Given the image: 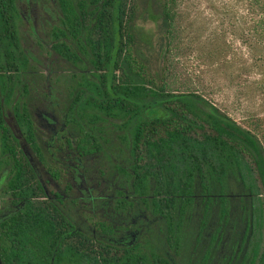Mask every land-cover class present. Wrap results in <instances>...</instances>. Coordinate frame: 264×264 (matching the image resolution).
<instances>
[{
	"label": "trees",
	"instance_id": "16d2710c",
	"mask_svg": "<svg viewBox=\"0 0 264 264\" xmlns=\"http://www.w3.org/2000/svg\"><path fill=\"white\" fill-rule=\"evenodd\" d=\"M54 7L49 46L64 80L61 119L68 148L74 142L77 150L73 166L100 153L105 172L124 184L111 199L124 217L78 223L37 179L15 129L44 162L19 79L29 68L20 15L16 0H0V166L16 205L0 218V264H264V147L202 83L177 71L191 47L182 49L176 0H54ZM136 18L157 21L154 50ZM247 46L261 54H249L247 70L260 69L264 0H247Z\"/></svg>",
	"mask_w": 264,
	"mask_h": 264
},
{
	"label": "rangeland",
	"instance_id": "374dc122",
	"mask_svg": "<svg viewBox=\"0 0 264 264\" xmlns=\"http://www.w3.org/2000/svg\"><path fill=\"white\" fill-rule=\"evenodd\" d=\"M176 3L183 27L182 49L186 52L191 47V52L180 58L177 70L180 76L189 75L192 83L199 87L202 83L205 96L241 124L254 129L264 147V83L259 84L264 61L260 69L250 66L247 70L249 54L256 52L252 46L251 49L247 46V0H176ZM16 5L20 15V44L28 54L29 67L26 78L19 74V79L27 83L28 94L24 98L44 162L38 160L15 128L19 146L47 195L60 196L66 207L78 214V223L84 216L92 219L118 216L122 220L123 214H118L111 206L116 190L124 187L122 179L105 172L107 161L100 153L85 155L78 163L79 168L73 166L77 150L73 148L74 142H69L72 148H68L65 141L67 131L61 119L64 80L56 73L60 70V61L49 46L48 28L58 23L54 0H16ZM156 22L147 18L135 20L137 26L150 33L153 50L158 42ZM259 53L257 51L256 56L261 55ZM8 115V122L12 124L11 114ZM254 121H258L256 126ZM115 146L114 151H117ZM48 163L56 168L60 179L47 172ZM5 171L0 166V218L16 209L4 188Z\"/></svg>",
	"mask_w": 264,
	"mask_h": 264
}]
</instances>
